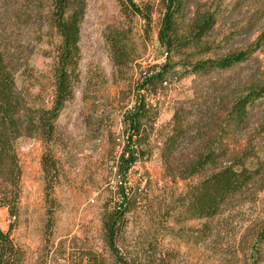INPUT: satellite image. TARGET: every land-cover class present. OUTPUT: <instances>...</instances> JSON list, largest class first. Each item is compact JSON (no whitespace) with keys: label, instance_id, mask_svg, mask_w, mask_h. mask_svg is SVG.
I'll use <instances>...</instances> for the list:
<instances>
[{"label":"trees","instance_id":"1","mask_svg":"<svg viewBox=\"0 0 264 264\" xmlns=\"http://www.w3.org/2000/svg\"><path fill=\"white\" fill-rule=\"evenodd\" d=\"M115 1L128 24L107 27L103 40L117 87L107 103L118 110L120 130L112 132L111 116L101 104L94 123L85 119L87 133L98 144L105 142L119 179L156 153L167 182L154 208L145 189L119 181L100 208L101 240L114 264H170L168 252L155 253V240L141 250L134 244L133 252L124 244L131 208L139 205L147 218L159 219L152 236L170 233L172 215L201 222L207 232L209 222L264 189V109L252 123L255 109L264 107V66L257 56L264 54V0H233L228 7L223 0ZM85 12V0H0V207L10 219L18 215L21 195L15 149L20 139L40 142L44 202L53 214L60 171L56 152L62 149L57 122L79 83ZM133 20L140 24V46ZM153 30L161 61L142 68L136 62ZM253 64L244 77L233 78ZM184 78L205 84V92L187 107L178 105L168 126L158 129L157 97ZM11 229L12 223L0 230V264H23ZM249 235L248 254L232 250L218 264H259L264 218ZM68 256L71 264H104L92 250Z\"/></svg>","mask_w":264,"mask_h":264},{"label":"rangeland","instance_id":"2","mask_svg":"<svg viewBox=\"0 0 264 264\" xmlns=\"http://www.w3.org/2000/svg\"><path fill=\"white\" fill-rule=\"evenodd\" d=\"M85 1L86 12L79 42V83L75 87L73 100L65 107L57 122L62 149L56 152L60 171L52 194L53 214H47L44 202L41 145L35 139H20L15 144L22 171L17 217L10 219L7 209L0 207V230L7 231L12 223L10 238L24 253L23 264H71L72 259L68 255L76 249L92 250L101 256L104 264H114V259L104 249L101 240V206L112 197L114 187L122 181L127 187L141 191L145 189L154 208H157L156 204L167 182L163 179L156 153L150 160L136 163L127 171L124 179H119L113 163L109 161L108 152H105V142L98 144L87 133L89 130L86 129L85 119L91 117L90 122L94 123V110L103 104L111 116L112 132L119 134L118 110L107 103V100L116 96L117 87L113 85V68L108 59L103 33L109 26H126L128 21L122 16L115 0ZM134 1L140 3L146 0ZM232 1L223 0V5L228 7ZM244 12L241 10L239 16L242 17ZM133 23L134 42L140 46V24L136 20ZM160 53L153 30L146 50L136 65L144 68L148 64L158 63L161 61ZM257 56L264 66V54L259 52ZM34 63L40 65L41 60L36 57ZM254 67L253 64L244 68L235 73L233 78L244 77ZM204 86L201 82L195 83L191 78H184L162 92L156 99L159 112L156 127H167L175 108L181 104L187 107L195 94L205 92ZM263 109V106L255 109L252 123ZM182 186L181 183L177 185L179 188ZM139 207L131 208L126 215L128 224L124 244L130 246V251L133 252L134 244L141 250L146 249L148 241L155 240V253L168 252L170 264H218L219 258L229 251L248 254L252 244L250 227L264 218V189L255 199L235 204L231 210L209 222L207 232L202 231L201 222L182 221L177 215H172L167 223L170 233L158 231L152 236L153 230L159 226L156 224L159 219L147 218ZM50 221L51 229L46 231ZM260 255L259 264H264V243Z\"/></svg>","mask_w":264,"mask_h":264}]
</instances>
